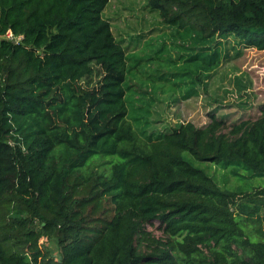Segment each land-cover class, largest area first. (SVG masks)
<instances>
[{
    "label": "trees",
    "instance_id": "obj_1",
    "mask_svg": "<svg viewBox=\"0 0 264 264\" xmlns=\"http://www.w3.org/2000/svg\"><path fill=\"white\" fill-rule=\"evenodd\" d=\"M109 1L0 0V264H264V185L222 189L187 159L264 178V104L158 130L130 81L180 62L206 86L229 51H264V0H146L165 26L148 53L116 39Z\"/></svg>",
    "mask_w": 264,
    "mask_h": 264
},
{
    "label": "rangeland",
    "instance_id": "obj_2",
    "mask_svg": "<svg viewBox=\"0 0 264 264\" xmlns=\"http://www.w3.org/2000/svg\"><path fill=\"white\" fill-rule=\"evenodd\" d=\"M145 5L146 0H110L104 10L103 17L111 24L114 36L121 40L124 47L129 48V53H148L150 49L156 48L152 46L159 42L158 36L165 33L161 18L155 13H149ZM150 39L157 42H152L148 47L146 44ZM158 64L159 62L154 61L140 63V67L137 66L132 71L135 76L130 77L135 90L139 87L142 92L147 93L146 98L149 99V95L156 98L152 107V119L157 121L155 128L158 130L170 129L186 122L200 127L209 121L212 112L224 118L228 124L253 119L258 115L259 106L264 104V51L236 47L229 51V58L207 79L206 86L198 87L188 84L190 79L187 74L191 73L193 64L177 62L168 65L166 70L175 73L168 84L156 82L154 77H149L161 72L165 74V63L159 69ZM238 84L246 86L247 90L239 92ZM194 87L199 96L181 100V94ZM187 159L194 167L205 171L222 189L249 191L264 185V178L252 177L237 165L223 166L222 163L198 162L189 157ZM235 171L239 174L238 178L232 177ZM146 228L154 236H161L156 226ZM40 243L47 245L44 238Z\"/></svg>",
    "mask_w": 264,
    "mask_h": 264
},
{
    "label": "built area",
    "instance_id": "obj_3",
    "mask_svg": "<svg viewBox=\"0 0 264 264\" xmlns=\"http://www.w3.org/2000/svg\"><path fill=\"white\" fill-rule=\"evenodd\" d=\"M6 38H8V39H13V36H12V34H11V32H7L6 33ZM20 38H17L16 40H19Z\"/></svg>",
    "mask_w": 264,
    "mask_h": 264
}]
</instances>
